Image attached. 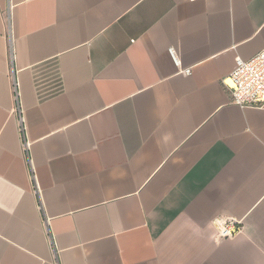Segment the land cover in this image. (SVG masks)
I'll return each mask as SVG.
<instances>
[{"label": "crops", "instance_id": "crops-1", "mask_svg": "<svg viewBox=\"0 0 264 264\" xmlns=\"http://www.w3.org/2000/svg\"><path fill=\"white\" fill-rule=\"evenodd\" d=\"M263 47L264 0H0V264H264Z\"/></svg>", "mask_w": 264, "mask_h": 264}, {"label": "built area", "instance_id": "built-area-1", "mask_svg": "<svg viewBox=\"0 0 264 264\" xmlns=\"http://www.w3.org/2000/svg\"><path fill=\"white\" fill-rule=\"evenodd\" d=\"M169 52L174 62L179 66L173 49ZM184 74L191 72L190 67L181 69ZM223 85L229 90L231 100L240 107L264 106V47L247 59L236 58L235 67L228 77L222 79ZM18 128L24 132V119L19 105L15 107ZM26 148V141L23 142ZM216 234L218 239L231 238L240 231V224L235 219L216 220Z\"/></svg>", "mask_w": 264, "mask_h": 264}]
</instances>
